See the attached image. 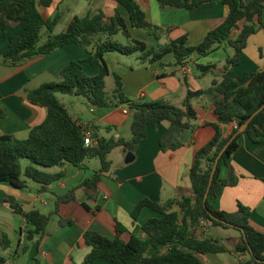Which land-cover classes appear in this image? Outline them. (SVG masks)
<instances>
[{
  "label": "trees",
  "instance_id": "obj_1",
  "mask_svg": "<svg viewBox=\"0 0 264 264\" xmlns=\"http://www.w3.org/2000/svg\"><path fill=\"white\" fill-rule=\"evenodd\" d=\"M114 1L128 13L129 24L120 11L108 17L99 10L89 12L84 17H75L66 31L54 34L61 17L46 20L39 10L51 6L52 0H0V37L8 36L9 40L8 50L3 56L4 65L18 66L72 45H81L88 51L85 60L74 61L63 69L60 81L43 84L28 92L29 102L47 108L48 117L33 128L26 139H18L13 134L0 136V182L25 189L28 180H32L47 190L63 179L65 173L53 174L44 169L67 164L84 168L85 161L95 158L101 162L100 171L65 196L57 197L56 209L52 214L12 205V209L31 228L26 242L33 241L36 236L40 239L46 236L52 216L58 213L61 204L76 199L78 188H97L103 175L111 170L112 162L108 157L115 148L123 147L127 153L135 154L147 138L148 127L168 124L166 133L160 139L163 152L184 147L185 133L198 127V113L192 100L207 96L215 106L217 121L209 124L215 131L213 138L195 153L190 169L192 195L166 203L153 202L147 198L140 201L132 212L133 219L137 220L145 208L154 211L159 217L136 226L128 240L121 237L127 228L120 223L116 226L115 239L87 232L84 242L91 251L82 264H94L97 260H107L111 264H204L202 256L229 252L248 256V264H264V234L251 224L250 209L240 205L236 213H227L215 207L223 188L235 182L229 160L239 149V138L247 135L255 144L263 140L264 72L257 71L236 78L233 76L234 70L241 64L249 38L264 27V0H156L162 10H194L214 1H221L228 7L224 22L211 30L196 46L188 44L187 36L171 39V29L148 22L136 0ZM13 28H22L23 31L19 35L9 36ZM130 28L153 36L159 42L158 45L149 48L146 43L134 39ZM43 30L47 31L48 38L40 44ZM120 33L127 38L128 45L113 39ZM222 46L232 49L233 53L228 55L221 69L217 64L198 65L201 75L214 72L211 87L207 90H188L182 107L171 105L165 100H131L124 93L122 78L118 74L114 75L116 88L113 93L108 94L106 91V79L111 75L105 60L107 53L117 52L125 56L138 53L144 62H157L171 53L174 66L183 68L194 55L205 57ZM85 63L98 68L99 73L89 76L84 70ZM58 95L84 97L91 105L100 108L127 106L132 115V137L129 140L121 137L105 138L93 131L94 143L86 146L85 134L90 129L73 118ZM260 109L246 131L239 133L240 128ZM232 124H236V127L229 136H225L223 127ZM226 145L228 147L218 162L209 198L204 203L212 169ZM24 160L29 162L26 167L22 163ZM224 166L230 169L227 179L221 178ZM207 226L234 229L239 233V240L229 249L219 240L199 239L197 232ZM27 246L23 245L20 251L15 252V256L25 253ZM0 264H8L7 258L0 255Z\"/></svg>",
  "mask_w": 264,
  "mask_h": 264
},
{
  "label": "crops",
  "instance_id": "obj_2",
  "mask_svg": "<svg viewBox=\"0 0 264 264\" xmlns=\"http://www.w3.org/2000/svg\"><path fill=\"white\" fill-rule=\"evenodd\" d=\"M136 1L145 12L148 22L171 29V39L187 36L190 46L200 44L228 15V7L221 1H214L194 10H162L156 0ZM39 10L46 20L60 16L61 23L66 19L64 31L75 17H84L89 12L99 10L104 11L108 17L120 11L129 24L128 13L114 0H52L51 6L41 7ZM262 21L264 23V13ZM22 31V28H13L8 35H19ZM130 31L134 39L146 43L149 48L156 47L159 43L142 30L130 28ZM8 47V36L0 37V136L13 134L18 139H26L31 130L48 117L47 108L29 102L28 92L43 84L60 81L63 69L74 61L85 60L88 51L81 45H72L18 66H6L3 64V56ZM232 53V49L222 46L205 57L194 55L183 68L174 66V56L171 53L154 63L142 61L137 54L139 60L123 64L119 73L111 70L108 53L105 60L111 74H118L122 78L124 93L131 100H165L171 105L182 107L188 90H207L212 85L214 72L201 75L198 65L217 64L221 69ZM83 66L89 76L99 73L98 68L87 63ZM257 71L264 72V27L249 38L241 64L234 70L233 77ZM85 100L88 101L86 98ZM85 100L74 101L76 114H72L65 104L78 123L97 132L99 137L124 138L122 131L132 119L127 106L100 108L89 102L87 105ZM192 104L198 113V127L185 133L184 147L163 152L160 139L166 133L168 124L148 127L147 138L139 145L134 162H123L117 168L112 164L110 172L103 175L95 190L78 188L76 199L61 204L58 213L52 216L47 234L42 239L36 236L33 241L26 242L31 228L12 209V205H20L25 210H39L43 214L54 213L57 197L65 196L85 179L100 171V160L97 163L85 161L84 168L67 164L44 169L53 174L62 171L65 173L63 179L47 190L32 180H28L25 189L0 182V255L7 258L8 264H82L91 251L84 242L87 232L115 239L116 226L120 223L127 228V232L121 237L128 240L136 226L159 217L154 211L145 208L137 220L133 219L132 212L140 201L147 198L153 202L166 203L192 195L190 169L195 153L213 138L215 131L209 124L217 121L215 106L209 97H197L192 100ZM124 110L130 113L125 114ZM87 111L89 118H79V115H85ZM235 127L236 124L224 126L225 136H229ZM124 135L129 137L126 129ZM238 143L239 149L229 160L235 182L223 188L215 207L227 213H236L240 205L249 208L251 224L264 234V129L261 143H253L247 135H242ZM22 163L24 167L29 164L24 161ZM230 169L226 166L222 168V179L230 176ZM217 229L221 227L207 226L196 235L202 240H219L232 249L239 240V233L225 235V231ZM25 244L28 245L27 251L15 256V252L20 251ZM248 259L246 255L231 252L202 256L204 264H248ZM94 264L111 263L97 260Z\"/></svg>",
  "mask_w": 264,
  "mask_h": 264
},
{
  "label": "rangeland",
  "instance_id": "obj_3",
  "mask_svg": "<svg viewBox=\"0 0 264 264\" xmlns=\"http://www.w3.org/2000/svg\"><path fill=\"white\" fill-rule=\"evenodd\" d=\"M67 26V20H63L59 25L58 27L56 28L54 34H59V33H62L65 28ZM48 38V34H47V31L46 30H43L42 32V39H41V42L40 44H43L46 42ZM114 40H116L117 42H119L120 44H123V45H128V40L127 38L122 34L120 33L119 35H117L116 37L113 38ZM138 54V53H137ZM137 54H134L132 56H125V55H122L120 53H117V52H113V53H108V62H109V65L111 67V70L112 71H116V72H120V70L123 68V64L127 63L128 61V64H130L131 62H137L139 59H138V56ZM119 58L121 60H119ZM149 63H154L152 61H148ZM156 62V61H155ZM116 88V84H115V77L111 74L107 79H106V91L108 94H112L113 91L115 90ZM59 99L61 100V102H63L64 104L67 105V107L69 108L70 112L72 114H76V109H74L73 107V103L76 99H82V100H85L84 97H77V96H69V95H58ZM86 101V100H85ZM86 103L87 105L88 104V101L84 102ZM83 109H85V107H82ZM77 116V115H76ZM89 114H88V111L85 115H79V118H82V120H86L87 118H89ZM131 121L132 119L128 122V127L126 126L124 129H123V136L126 140H128L127 138H131L132 137V133H131ZM125 129L127 132H129V137H125ZM126 151L124 150L123 147H117L115 148L112 153L109 155L108 159L112 162L114 168H117L119 166V164H123V162H125V159H126V156L127 154H125ZM89 161H94V163H97L98 159H90V160H87V162ZM96 161V162H95ZM24 162H28L27 160H24ZM217 230H222V231H225V235H229V234H233V233H238L236 230L234 229H217Z\"/></svg>",
  "mask_w": 264,
  "mask_h": 264
},
{
  "label": "water",
  "instance_id": "obj_4",
  "mask_svg": "<svg viewBox=\"0 0 264 264\" xmlns=\"http://www.w3.org/2000/svg\"><path fill=\"white\" fill-rule=\"evenodd\" d=\"M261 110H262V109L258 110L253 116L250 117V119L248 120V122L245 123V124L240 128L239 133H244V132L246 131L247 127L249 126V123L251 122V120H252V119H253V118H254V117H255V116H256ZM227 147H228V145L225 146V148L223 149V151L219 154V156H218L217 159H216V162H215L214 167H213V169H212V173H211V177H210V181H209L208 191H207V194H206V196H205V198H204V203H206L207 200H208V198H209V190H210L211 185H212V183H213V181H214V178H215V173H216V170H217L218 162H219V160H220L222 154L224 153V151L226 150ZM134 160H135V154L132 153V152H128V153H127V156H126V159H125V163H126V164H130V163L134 162ZM223 223L226 224V222H223Z\"/></svg>",
  "mask_w": 264,
  "mask_h": 264
},
{
  "label": "built area",
  "instance_id": "obj_5",
  "mask_svg": "<svg viewBox=\"0 0 264 264\" xmlns=\"http://www.w3.org/2000/svg\"><path fill=\"white\" fill-rule=\"evenodd\" d=\"M125 114H129L130 112L128 110H124ZM92 134L93 131L92 130H88L85 134V145L86 146H90L94 143V140L92 139Z\"/></svg>",
  "mask_w": 264,
  "mask_h": 264
}]
</instances>
